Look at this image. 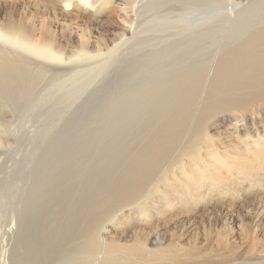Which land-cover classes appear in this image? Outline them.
Segmentation results:
<instances>
[{
	"label": "bare ground",
	"instance_id": "bare-ground-1",
	"mask_svg": "<svg viewBox=\"0 0 264 264\" xmlns=\"http://www.w3.org/2000/svg\"><path fill=\"white\" fill-rule=\"evenodd\" d=\"M35 98L60 122L88 113V129L70 120L81 135L63 156L73 186L91 163L100 173L71 192L79 215L53 235L15 233L0 264H264L254 242L222 261V230L200 245L158 232L264 195V0H26L10 13L0 0V156L19 142L16 120L37 118ZM44 155L30 167L45 173L55 151Z\"/></svg>",
	"mask_w": 264,
	"mask_h": 264
},
{
	"label": "rangeland",
	"instance_id": "rangeland-1",
	"mask_svg": "<svg viewBox=\"0 0 264 264\" xmlns=\"http://www.w3.org/2000/svg\"><path fill=\"white\" fill-rule=\"evenodd\" d=\"M2 2L4 4L5 12L10 13L15 2H19L21 5H23L26 3V0H2ZM226 9L227 4L222 2L220 4L219 10L222 13H225ZM47 85H49L48 82L43 83V87L48 88L49 86ZM58 88L59 87H52L50 89H52V93H54L55 95H59V93L61 92L58 91ZM97 88H105L104 83L100 82V84H97ZM104 92L105 91H103L102 93ZM89 96L91 95H87L86 98L84 97L76 100L71 109L79 106V109L77 111L81 113L80 107L90 101L88 100ZM95 97L99 98L100 96ZM39 98H41L40 93ZM54 98L55 99H53L51 103L58 106L61 98L59 97V99L57 96H54ZM107 98L108 97H105V99ZM35 99L37 101L39 100L38 98ZM83 99L85 100L83 101ZM42 100V102H44L43 104L42 102H40L41 99L38 102L42 105L40 104L41 109L39 107L37 108V118L31 116V119L29 121H22V117L18 121L16 120L14 130L19 131V142L10 153L0 156V248L2 247V249H0V252L11 247L13 245L14 235L16 237L15 233L22 230V233H24L25 230L30 232L39 230L42 233H46L49 235L55 234L61 229L59 225V219L71 218L79 215L78 211L69 209L71 203V192L77 191L80 187H84L86 189V186L91 183V181H98L97 174L100 173V167L91 163V165L86 167L87 170L85 171V175L87 179L84 177H80L79 185L73 186V182L71 179L72 168L67 164V158L63 156L66 152L71 155L73 149V144L71 142H69L68 145L67 138L74 137L75 133V135H81V133L79 132H74L72 134L73 131H71V127H68L71 126L70 120L73 119L75 123L78 122L79 124H81V126L86 124L87 126L84 125V127L88 129V118L86 117L88 113H85L84 111L85 115L82 114V117H78L80 120L77 118H70V120L67 119V121H64V125L63 120L61 122L59 121V115L62 113H58L57 111L58 114H56L54 118L53 116L49 117L50 113L48 112L51 111L48 108V110H44L47 103L46 101H44V98H42ZM47 114L49 118L47 117ZM81 120L82 123L80 122ZM64 126L67 127L65 128ZM56 127H58L59 130L62 127L61 131H58ZM46 130H52L54 133L50 132V134L49 132H46ZM59 133H61L60 136H58ZM44 135L47 137L45 138ZM57 138H60V142ZM50 145H52L53 147ZM66 147L68 148V150ZM36 148L40 149L41 152ZM54 151L55 155L52 157L53 162L48 164L46 168L47 171L45 173L35 171L37 169L30 167L33 159L35 160L37 158L36 160H39L40 162L42 154L44 155L46 153L44 156L48 157L47 153L53 154ZM35 154L36 157L34 156ZM45 160L46 159H41L42 163ZM57 160L58 165H56ZM40 165H38V167ZM28 169L30 171L31 169H33L36 174H38L36 175L37 177L34 176L36 177L37 181L35 179L33 180L34 177H32V179H29L30 175L28 176L27 174L30 171ZM39 172L42 173V175ZM41 188L47 190L46 195H39V191L41 190ZM50 189H52V193H50ZM25 190H27V193ZM30 192L31 194L29 206H22L21 208L22 202L26 204V202L29 200L28 193ZM25 194L27 197H25ZM25 211L26 213H24ZM22 216H25L27 221L28 219H31V221L33 222H25V218L22 219ZM124 227L127 228L124 229L125 232L131 231L130 222H128L127 225H124ZM219 230H222L225 235L223 242H225L226 240V242L221 246L224 249L219 252L222 256L221 260L225 263H231L232 261L236 262L242 259V255L247 252V248L252 242H254L255 249H260L261 247H263L264 195L260 198L251 197L247 201H244L240 204L236 203L234 205H216L210 208V210L205 214L189 212L187 215L174 218L171 221V225L168 229L162 227L158 229V232L159 234L165 235L166 237L168 233H170L176 237H182L183 241L189 240L194 245H200L203 243V240L207 239V237L213 238L214 233ZM124 234L125 233H121V231L116 228L110 234V238L113 237L115 239H118L120 235ZM183 235L185 236L183 237Z\"/></svg>",
	"mask_w": 264,
	"mask_h": 264
}]
</instances>
